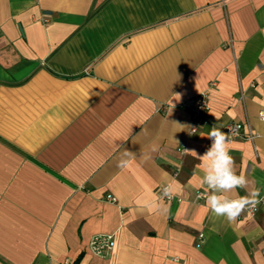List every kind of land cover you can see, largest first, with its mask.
<instances>
[{
    "label": "crops",
    "instance_id": "obj_1",
    "mask_svg": "<svg viewBox=\"0 0 264 264\" xmlns=\"http://www.w3.org/2000/svg\"><path fill=\"white\" fill-rule=\"evenodd\" d=\"M201 90L191 133L180 104ZM260 111L264 0H0V264H264V203L215 218L182 152L239 121L254 137L228 148L248 183L223 195L261 196ZM96 233L114 237L103 256Z\"/></svg>",
    "mask_w": 264,
    "mask_h": 264
},
{
    "label": "clouds",
    "instance_id": "obj_2",
    "mask_svg": "<svg viewBox=\"0 0 264 264\" xmlns=\"http://www.w3.org/2000/svg\"><path fill=\"white\" fill-rule=\"evenodd\" d=\"M179 98V95H176ZM182 127V126H181ZM212 139V145L206 153L199 155L195 150L184 149L202 162L201 184L209 191L206 204L215 218L223 217L229 223L235 221L249 206L261 203L260 190L255 189L246 196H238L232 199L223 195L224 192L236 191L246 188L247 179L243 174L235 171V162L230 155L228 144L230 142V130L221 131L215 125L207 134ZM125 155H131L125 150ZM127 161L121 160L118 166H126ZM165 195L171 196L170 189L165 188Z\"/></svg>",
    "mask_w": 264,
    "mask_h": 264
},
{
    "label": "built area",
    "instance_id": "obj_3",
    "mask_svg": "<svg viewBox=\"0 0 264 264\" xmlns=\"http://www.w3.org/2000/svg\"><path fill=\"white\" fill-rule=\"evenodd\" d=\"M47 17L43 18V21H47ZM182 107L187 108L190 113V129L191 133H194L198 130L199 126L202 125L208 119V112H209V97L207 90H201L186 99H184L181 104ZM260 118H264V112L260 111L258 113ZM230 130V140L235 137H245V138H253L254 135L252 133H248L247 135L243 136L241 133V123L239 121H230L225 126L223 131L228 132ZM184 149L182 148V152ZM168 187V184H161L158 187V194L168 200L175 199L180 201L181 198L175 195L171 190V196L165 195V188ZM170 189V188H169ZM207 196V192L205 190H199L195 197L197 199H202ZM261 203H264V194L260 196ZM108 199L110 201L115 200L114 197L109 196ZM259 203V204H261ZM259 204L254 206H249L245 209L246 214L249 216H253ZM202 235V234H200ZM114 245V237L112 233H96L92 235L88 241V248L91 252L96 255L103 256L105 255ZM68 261L65 260L64 264H67Z\"/></svg>",
    "mask_w": 264,
    "mask_h": 264
}]
</instances>
